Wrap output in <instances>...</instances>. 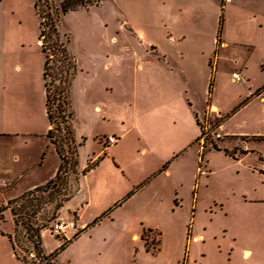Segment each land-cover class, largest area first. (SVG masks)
Instances as JSON below:
<instances>
[{"label":"crops","instance_id":"0c3cea01","mask_svg":"<svg viewBox=\"0 0 264 264\" xmlns=\"http://www.w3.org/2000/svg\"><path fill=\"white\" fill-rule=\"evenodd\" d=\"M128 11L122 12L123 20L119 23L122 34L116 32V36L112 37V44L122 43V51L113 48L107 56L105 68L120 78L114 84L129 86V95L125 99L128 109L117 114L120 142L134 132L139 142L138 151L142 154L129 162L113 158L115 167L110 168L113 176L123 186L122 174L133 183L129 186L133 189L117 194L111 222L121 227L120 240L126 241L128 247L133 241L132 248L137 249L140 255L156 258L163 255L167 261L174 255L176 263L185 256L195 264H201L209 257L246 261L248 258H244V253H253V245H256L254 227L264 222L263 213L257 209L246 213L247 207L234 206L230 202H220L219 207L212 210L198 206L196 197L191 198V207L194 208L186 215L172 201L189 181L191 191L195 180L201 176L197 175L194 157L188 159L189 154H185V150L196 149V161L203 163L208 170L204 178L215 173L207 158L203 156L200 160L196 142L200 135L199 122L203 120L205 110L218 116L225 111L232 116L246 117L248 112L257 108L258 102H264V76L259 83L253 84L246 64L235 60L230 80L236 83L232 75L239 73L244 82L240 83V91L231 104L224 108L219 100L223 94L221 82L217 76L213 78L212 71L215 52L221 45H226L222 32L220 44L217 42L220 8L212 9L210 0H136ZM261 48L264 52V41ZM259 68L260 72H264V53L259 59ZM19 72L18 65L5 71L0 62V182L7 184L4 188L0 187V193L8 194L3 203L44 185L55 176L60 163L55 146L47 137L50 124L46 114L43 77L42 82L35 84L29 77H20ZM85 78L88 79V76L85 77L78 69L75 76V81L80 80L78 85H84L81 81ZM88 86L87 81L85 88L78 89L79 92H88ZM257 89L260 90L254 95ZM200 95L206 99L202 109L196 104V97ZM244 99L247 101L241 104ZM226 115L229 117L228 113ZM224 117L222 124L216 128L217 135L232 142L227 145L230 140L226 139L223 147L218 146L228 151L236 147L238 150L235 158L222 150L217 152L248 174L264 177L260 173L264 171V155L255 150L257 142L263 141L255 137H264V115L246 118L238 131H225ZM260 123L263 130H254ZM108 136H114L116 142L105 144L102 152L114 150L112 155L115 157L119 138L115 134ZM75 139L79 143L83 137L75 131ZM82 148L83 144L78 148L79 171L89 161L98 159V163L80 176L75 193L60 209L67 217L73 209L71 203L79 194L85 199V208L92 205L93 198H98L90 188H84L88 184L87 174L100 164V157L96 156L99 153L87 154L82 160ZM180 152L183 153L178 156ZM251 154H257L255 161L244 163ZM186 159L191 161L190 169L185 167ZM164 163L167 165L162 167ZM139 184L140 188L134 190ZM252 191L256 189L252 188ZM240 197L244 199H241L243 203L249 202L245 200L246 196L240 194ZM257 200L258 196L250 198V202ZM82 217V212L80 216L74 213L75 219L70 220L75 223L76 229L81 230L79 235L86 233L88 222L92 219L82 221ZM79 218L81 221L77 224ZM145 229L151 230V238L155 234L158 237L155 253L145 248L141 236Z\"/></svg>","mask_w":264,"mask_h":264},{"label":"rangeland","instance_id":"374dc122","mask_svg":"<svg viewBox=\"0 0 264 264\" xmlns=\"http://www.w3.org/2000/svg\"><path fill=\"white\" fill-rule=\"evenodd\" d=\"M108 1L102 2L98 6L69 12L59 19L61 32L69 36L68 48L76 61L77 72L79 69L85 74V77L88 76V79L85 78L81 81L84 85H78L80 80L75 81L76 74L72 78L70 104L73 111L74 130L84 139L80 158L85 160L87 154L96 155L99 153L96 156L100 157V164L87 174L88 184L87 188H84L87 190L90 188L94 195H98V198H93L92 205L85 208L83 205L85 199L82 194H79L71 203L73 209L68 217L65 212L58 209L64 199L75 190L76 175L71 171L67 174L64 185L59 183L49 185L45 190L43 189L44 191L26 193L24 196L13 198L15 200L10 199L6 203L3 202L8 194L0 193V205L3 203L2 205L7 206L2 213L4 220L0 221V264H25L15 257L7 235L13 237L18 243V252L21 256H24L28 261L34 259L30 253L32 243L25 234L22 221L28 223L32 228L41 227L40 233L46 253L57 249L59 243L72 240L57 255V264H195L186 256L178 259L182 260L180 263L179 261L176 263L174 255L167 261L163 255L156 258L155 256L137 254V249L132 248L134 242H130V247H128L126 241L120 240L121 227L119 228L117 223L111 222L112 211L117 205L114 200L117 194L126 189L131 192L133 189L129 188L133 183L124 178L122 174L120 177L123 180V186L113 176L110 171L111 167H115L113 158L129 162L136 157L140 158L142 153L140 154L138 151L140 150L139 142L134 132L125 136L120 142L117 114L128 109L125 99L129 95V86L114 84V82L120 81V78L105 68L107 56H110L112 49L118 48L122 51V43L112 44V37L116 36V32L122 34V29L119 28V23L123 20L122 12H129L128 7L136 0ZM217 6L219 7V0H210L212 9ZM136 22L138 24L139 20L136 19ZM221 32L226 45H221V48L215 52L212 71L213 78L214 75L218 77L223 89L219 100L223 107L227 108L240 91V83L244 82L233 83L230 80L235 60L240 64H246L250 82L253 84L259 83L264 76V72H260L259 68V59L264 53L261 48L264 41V0H224ZM221 32L217 36V42H219ZM38 35V20L33 8V0H0V62L3 63L5 71L8 67L13 69L18 65L19 76L29 77L35 84L42 82L45 61ZM121 78L124 81V77ZM87 81L89 82L88 92L80 93L78 89L85 88ZM54 85H57V81L54 82ZM205 102L206 99L201 95L196 97V104L200 106V109L204 108ZM57 103L58 101L52 105V109ZM227 113L229 117L226 115ZM263 115L264 102H258L257 108L248 112L246 117L232 116L225 111L221 114V116H226L225 131H238L243 127L246 118ZM218 117L215 113L205 110L204 118L199 122L203 134L197 141L200 151L202 145L206 146L203 156L208 159L211 169L215 170V173L206 176L207 178H204L205 175H201L195 180L191 191L189 189L191 182L189 181L187 187L174 197L172 203L174 206L181 207V212L186 215L194 208L191 207V198L196 197L197 205L204 206V208L210 207L213 210L219 207L220 202H230L234 206L247 207L246 213L257 209L264 215V177L257 176L255 173L248 174L239 166L232 164L222 153L209 147L211 142L223 147L224 141L228 139L217 135ZM56 123L60 125L63 136L65 130L62 119L58 117ZM254 130H263L261 123ZM109 134H115L119 138V148L117 147L115 150V157L112 155L114 150L106 149L105 152L103 151L104 153L102 152ZM231 142L232 140L227 141L226 144L231 145ZM257 143L258 148L255 150L264 155V140ZM67 144L66 140L62 142L64 152L70 149L67 155L73 156L72 144L69 145V148ZM185 151V154H189L188 159L190 156L194 157L196 162L194 165L198 167L200 163L195 158L196 149ZM182 153L177 154L179 156ZM256 158L257 154H251L244 163L249 164ZM188 159L184 160L185 167L190 169L191 161ZM156 163H158L157 160ZM166 165L164 163L162 167ZM260 173L264 175V171ZM140 186V184L137 185L134 190L139 189ZM252 188L256 191H252ZM240 194L246 196L245 200L249 202L243 203L244 199L240 197ZM257 196V201L250 202L251 197L254 199ZM12 207L17 209L19 222L17 226H15L14 216L10 210ZM81 212L83 214L82 221H88L96 214L88 222L89 226L85 234L79 235L81 232L79 229L65 230V234H50L49 228L56 219L74 220V213L80 216ZM80 221L79 218L77 224ZM15 227H17V231H15ZM254 229L253 236L256 235L254 242L256 245H253V253L250 251L244 253V258H248V260L227 261L228 257H209L201 264H264V222L261 221L260 224L255 225ZM147 230L149 229L144 230L147 240V244L144 240L145 248L148 252L155 253L158 248L156 241L158 237L155 234L151 238L150 232Z\"/></svg>","mask_w":264,"mask_h":264},{"label":"trees","instance_id":"16d2710c","mask_svg":"<svg viewBox=\"0 0 264 264\" xmlns=\"http://www.w3.org/2000/svg\"><path fill=\"white\" fill-rule=\"evenodd\" d=\"M108 0H33V8L38 20V41L40 44L41 51L45 55V61L43 65L42 77L44 80V87L46 92V114L50 124V128L47 132V137L50 139V142L55 146L56 152L59 156L60 163L57 169L55 176L46 182L44 185L36 187L32 190H29L24 194H29L31 192L44 191L49 185H55L59 183L64 185L67 179V174L71 171L76 175V187L74 192L64 199L62 205L58 206V209L62 208L64 203L68 201L76 191L79 178L81 175L86 174L90 169H92L97 163L98 159L94 161H89L85 168L82 171L78 170L79 167V152L78 148L84 142L82 139L79 143L75 139V130L73 127V111L70 104V84L71 80L77 72V65L74 59V56L70 53L68 44L69 36L61 32L59 28V19L62 15H65L69 12L76 11L82 8H89L92 6H98L100 3ZM223 6L224 0H219V27L217 31V36L222 30L223 26ZM57 81V85H54V82ZM212 83H209L208 92L211 91ZM260 89H257L253 94H258ZM58 101L54 109L52 105ZM247 99H244L241 104L245 103ZM236 109H234L235 111ZM61 118L64 123V135H61V128L58 123H56L57 118ZM224 116L218 117V122L216 128H218L224 121ZM200 126V124H199ZM202 127L200 126V135L203 134ZM56 131H58L56 133ZM200 135L197 141L200 138ZM256 140H264V137L257 136ZM66 140L69 145L72 144L74 153L73 156L67 155L70 152V149L67 152H64L62 147V142ZM196 141V142H197ZM202 149L199 153L200 160L203 158L204 151L206 149L205 145L201 146ZM216 150H223L226 155L232 156L235 158L236 150L228 151L227 149H222L215 143L211 142L210 146ZM105 152V151H104ZM103 152V153H104ZM239 152L244 153L245 151L239 150ZM200 164L198 165V167ZM165 167V166H164ZM44 189V190H43ZM20 195L19 197H21ZM15 200V199H12ZM7 208L5 205H0V221L4 220L2 216L3 211ZM11 213L14 216L15 226L19 224L17 209L11 208ZM22 226L25 230L27 238L32 243V251L30 252L34 259L28 261L24 256H21L18 252V243L15 242L13 237L7 235L13 250V253L17 259H20L25 264H57L56 257L65 246L72 240H68L66 243H59L58 248L50 253H46L42 243L41 237V227L32 228L28 223L22 221ZM17 231V227L14 228ZM151 232V230H147ZM2 234V232H1ZM142 239L145 238V231L142 233Z\"/></svg>","mask_w":264,"mask_h":264},{"label":"built area","instance_id":"2783aa9c","mask_svg":"<svg viewBox=\"0 0 264 264\" xmlns=\"http://www.w3.org/2000/svg\"><path fill=\"white\" fill-rule=\"evenodd\" d=\"M233 80L235 82H240L243 80L242 76L239 73H233L232 75ZM116 142V138L114 136H108L105 140L106 145L114 144ZM208 173V170L206 169L204 164H201L198 167L197 175H206ZM7 184L5 182H0V187H6ZM69 229H76V225L73 221L66 220L63 218H58L56 221L51 225V228H49V232L51 235H59L60 233L65 234V230Z\"/></svg>","mask_w":264,"mask_h":264}]
</instances>
